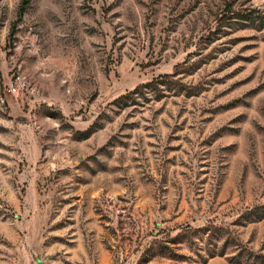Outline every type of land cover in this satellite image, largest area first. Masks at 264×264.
<instances>
[{
	"label": "rangeland",
	"instance_id": "obj_1",
	"mask_svg": "<svg viewBox=\"0 0 264 264\" xmlns=\"http://www.w3.org/2000/svg\"><path fill=\"white\" fill-rule=\"evenodd\" d=\"M0 264H264V0H0Z\"/></svg>",
	"mask_w": 264,
	"mask_h": 264
},
{
	"label": "trees",
	"instance_id": "obj_2",
	"mask_svg": "<svg viewBox=\"0 0 264 264\" xmlns=\"http://www.w3.org/2000/svg\"><path fill=\"white\" fill-rule=\"evenodd\" d=\"M165 74V73H164ZM154 79H156V76H153L152 78L145 80V81H141L139 83H137L133 89L128 90L127 92L120 94L118 97L115 98V101L117 103H120L121 100H123L124 98L134 94L135 92H138L139 90H146L145 86L149 85V88L147 89L149 91V93L152 96H158V92H155L158 88L157 84L153 83Z\"/></svg>",
	"mask_w": 264,
	"mask_h": 264
}]
</instances>
